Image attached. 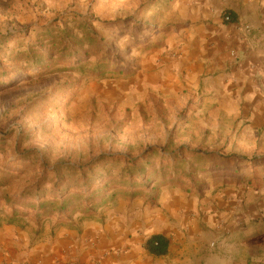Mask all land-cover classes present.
I'll use <instances>...</instances> for the list:
<instances>
[{"label":"rangeland","instance_id":"374dc122","mask_svg":"<svg viewBox=\"0 0 264 264\" xmlns=\"http://www.w3.org/2000/svg\"><path fill=\"white\" fill-rule=\"evenodd\" d=\"M177 1L0 0V135H9L0 149V264H64L49 254L60 245L55 235L61 228L79 234L84 227L104 230L113 218L140 210L141 203L155 208L160 200L169 214L175 211L187 222L177 230L195 233L196 243L197 231L203 230L201 249L189 240L178 242L170 258L192 264H264L263 240L249 238L248 253L254 258L247 262L236 255L234 240L221 248L231 234H225L223 223L202 221L203 215L212 219L226 212L230 218L240 212L239 197L248 206L242 209L244 222L264 217V166L237 168L244 158L264 155V107L236 105L234 91L222 90L219 69L197 79L176 73L177 61L193 47L170 39L172 28L184 25L175 16ZM80 18L104 39V54L88 61L70 58L41 74L37 68L25 69L26 59L19 61V53L29 46L49 53V39L60 48L65 35L80 37L75 29ZM260 79L264 88V77ZM152 149L163 150L168 164L174 152L185 149L186 163L177 165V171L168 166L162 179L156 155L145 178L157 170L159 180L137 194L121 189L113 197L112 188L105 201L88 206L92 213L38 216L29 204L39 202L29 194L54 190L52 172L59 163L84 166L101 156L120 157L105 168L97 166L95 184L104 185L107 177H118L127 161H145ZM192 152H201L204 162L190 157ZM78 179L67 184L81 188ZM254 179L260 189L251 184ZM192 210L199 212L195 220ZM219 231H224L221 238ZM97 257L90 263L112 264L117 256L101 250ZM68 264L82 263L77 258Z\"/></svg>","mask_w":264,"mask_h":264},{"label":"crops","instance_id":"0c3cea01","mask_svg":"<svg viewBox=\"0 0 264 264\" xmlns=\"http://www.w3.org/2000/svg\"><path fill=\"white\" fill-rule=\"evenodd\" d=\"M174 10L177 19L184 25L172 28L171 41L193 43V47L177 61L176 73H190L197 79L206 73L213 74L219 69L222 90L226 91V94L234 91L231 97L235 99L236 105L240 103L244 106H254L258 111L263 108L264 88L260 87L263 81L260 78L264 77V0H179ZM227 13H232L236 21H226L224 16ZM238 200V209L241 208V211L230 214V218L226 212H222L212 219L203 215L202 221L210 226L217 223L221 226L223 223L225 234H231L230 239L222 240L221 248L226 247V242L234 240L239 244L234 249L236 255L249 262L254 258L248 253L254 220L250 224L243 221L242 218H247L243 211L248 206L246 202L243 203V197ZM139 207L140 210L130 209L133 212L128 216L124 214L121 218H113L104 230L84 227L83 233L79 234L70 228H61L55 235V238H59L60 245H57V250L55 245L51 247L49 254L64 264L71 260L74 262L77 258L82 264H92L90 262L101 254V250L113 252L117 256L112 264H192L189 260L182 263L170 258L176 243L188 240L195 242V233L192 235L191 232L177 230L179 225L185 228V219L179 217L175 211L174 215L171 212L170 215L166 211L165 201L163 203L162 200L155 208H144L143 203ZM197 211L191 212L193 220L199 217ZM199 211L204 214L202 209ZM197 225L199 223L195 222V226ZM201 231L197 232L203 236V230ZM153 235H163L169 239L168 255L154 257L146 251L145 243ZM201 235L196 238L199 243L193 244L195 248L202 247ZM217 236L223 237L224 231H219ZM119 256H124V259Z\"/></svg>","mask_w":264,"mask_h":264},{"label":"trees","instance_id":"16d2710c","mask_svg":"<svg viewBox=\"0 0 264 264\" xmlns=\"http://www.w3.org/2000/svg\"><path fill=\"white\" fill-rule=\"evenodd\" d=\"M230 17L229 22H235L236 19L232 13H227L224 18ZM82 19V18H80ZM85 18L82 20L75 22V29L80 30V37L77 34L74 35H65L62 37V42L64 45H61L60 48L59 43L55 41L54 38L49 39V53H45L43 50L35 46H29L26 52L19 53L18 60L26 59L27 67L26 70L30 71L32 68H37L40 71L39 74L44 70H51L52 67L56 63L65 62L66 60L72 58L77 59L84 58L86 61L89 60L90 57L96 56L100 57L102 52L101 43H104V39H102L97 32L93 30V28L84 23ZM77 20V19H76ZM152 30V29H151ZM72 38V41H68ZM103 48V47H102ZM98 57V58H99ZM101 59L98 61V67L96 70H103L104 67L101 65ZM65 64V63H64ZM80 65V63H78ZM84 65L81 64V68ZM46 68V69H45ZM81 68L77 70H81ZM9 139V135H0V149L5 147L6 141ZM182 151H176L173 153V161H165V154L162 153L163 150L152 149L147 152L145 156V161L141 160H129L127 163L129 165L123 168L118 175L117 178H113L112 176L107 177L104 185L95 183L98 180V176H95V170L98 165L102 167H106L110 162H114L120 159V157L113 156H101L95 162L90 163L89 165H69L67 163H59L55 165L52 174L56 175V184L55 188L52 192L43 191L38 193H31L28 197H31L32 200L36 198L39 199V202L29 203L33 206L34 211L38 216H58L59 218H70L74 217L78 212L88 211L92 213L93 211L89 210L88 206L93 205L97 201H105L108 192L114 188L112 196H116L123 189L124 192L134 191L140 192L144 190L148 185H150L153 181L159 180V172L157 170H153L149 173L148 177L145 178V173L150 168H153L154 165L150 164V159L160 154V167L163 169L161 172V178L164 179L166 175L167 167L172 165L173 169L177 171V165L181 163H186V159H184L183 155L186 154L185 149H181ZM190 157L196 158L199 161L204 162L205 157L201 152H192ZM122 159H126L122 157ZM242 163H237L240 168H244L245 166L254 165L257 167L264 166V155L263 156H252L249 158L242 159ZM207 162V160H206ZM102 163V164H101ZM239 164H248V165H239ZM202 168V170L206 169L204 165H197ZM216 166V165H215ZM242 166V167H240ZM199 168V167H198ZM213 168V167H212ZM219 168L215 167V170ZM66 172L62 174L60 172ZM74 176H79V179L75 181V184H80L81 188L70 187V184L67 182L71 181V178ZM90 176V177H89ZM48 178V177H46ZM70 179V180H69ZM258 179H254L251 181V184L260 189L261 184L255 181ZM52 181H55V177ZM116 182V184H115ZM89 188H93L89 191ZM32 208V207H29ZM252 240H263L264 241V217L261 219H256L252 224ZM170 248V241L163 235H153L151 236L145 243L146 251L154 257H163L168 255Z\"/></svg>","mask_w":264,"mask_h":264},{"label":"built area","instance_id":"2783aa9c","mask_svg":"<svg viewBox=\"0 0 264 264\" xmlns=\"http://www.w3.org/2000/svg\"><path fill=\"white\" fill-rule=\"evenodd\" d=\"M225 20H226V21H229V20H230V17H229V16H228V17H226V18H225Z\"/></svg>","mask_w":264,"mask_h":264}]
</instances>
